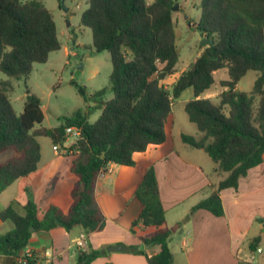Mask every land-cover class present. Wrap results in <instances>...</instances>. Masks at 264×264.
Masks as SVG:
<instances>
[{
    "label": "trees",
    "instance_id": "16d2710c",
    "mask_svg": "<svg viewBox=\"0 0 264 264\" xmlns=\"http://www.w3.org/2000/svg\"><path fill=\"white\" fill-rule=\"evenodd\" d=\"M57 1L61 4L67 0ZM87 1L80 23L91 30L95 50L108 51L112 63L113 97L103 103L94 123L78 110L60 127H42L41 99L27 91L18 115L8 97L9 84H0V154L15 152L0 163V194L37 171L42 157L39 137H47L56 145L65 142L67 127L75 125L81 130L73 146L78 159L71 166L75 182L69 207L62 210L51 206L41 211L33 200H16L0 211V220L13 224L10 232L0 234V256H13L16 264H44L36 254L23 253L36 233L55 227L68 232L82 227L88 237L104 229L105 217L95 198L100 171L110 164L133 166L135 153L164 143L174 102L187 89L193 90L194 99L186 103L185 111L201 138L182 135V140L203 149L218 172L226 174L192 212L205 210L223 216L221 192L236 189L240 179L263 162L264 0H200L196 29L213 45L202 46L200 55L172 88L162 82L177 72L180 58L172 11L178 0ZM61 47L54 17L46 7L37 2L0 0V73L14 79L28 76L35 63L47 62L50 53ZM223 69H227L228 79L220 81V86L226 90L216 100L204 98L215 84V73ZM249 72L257 73L252 90H237ZM79 93L86 96L82 87ZM104 94L101 90L91 98ZM135 197L142 211L132 223V232L139 225L155 228L138 238L144 246L160 247L157 255L147 256L148 264H173L169 245L172 230L166 226L154 168L145 174ZM19 205L23 214L17 209ZM260 242L259 237L250 241L251 253L259 249ZM128 250L144 255L133 246ZM103 254L90 247L80 250L77 264H91ZM237 264L253 263L238 260Z\"/></svg>",
    "mask_w": 264,
    "mask_h": 264
},
{
    "label": "crops",
    "instance_id": "0c3cea01",
    "mask_svg": "<svg viewBox=\"0 0 264 264\" xmlns=\"http://www.w3.org/2000/svg\"><path fill=\"white\" fill-rule=\"evenodd\" d=\"M221 71L224 74L219 78L218 91H208L204 98L216 100L226 90L220 86V81L228 79L227 69L215 73V83L216 76ZM239 84L237 90H252V87L250 90H243ZM179 99L174 102L168 118L164 143L150 145L144 152L135 153L133 166L110 164V170L98 176L95 198L105 217L102 231L87 237L82 227L69 232L62 227H55L34 234L24 252L36 254L44 264H77L78 252L90 247L104 251L91 264H148L147 256L157 255L160 247L144 246L138 237L153 232L155 228L143 229L139 225L135 227L134 233L132 223L142 211V204L135 197V191L147 171L154 168L166 212V226L172 230L169 245L174 254L173 264H237L238 260L254 264L255 256L250 252L249 243L253 238L259 237V248L262 250L264 240V223L260 222L264 221V157L262 164L252 168L240 179L236 189L221 192L223 216L216 217L205 210L192 212V208L205 199L226 174L218 172L216 164L203 149L193 148L183 142L182 135L200 139L201 134L185 111L186 103L194 99V95L183 103L181 109L176 110L174 107ZM63 163L60 158H47L45 162L41 158L36 172L26 179L17 180L0 196L21 181H27L28 184L18 185V195L9 205L16 200L21 203L33 200L41 211L51 206L66 210L71 203L70 190L75 178L71 173L72 165H68V178L59 186L65 180V174L58 171ZM44 167L47 168L46 180L40 185H29V181ZM3 209L0 208V211ZM17 209L23 214L22 205L17 206ZM12 229L11 222L0 220V234H6ZM80 241L84 243L82 247L79 246ZM116 245H121L126 250L108 251L109 247ZM131 246L143 251L144 255L129 251L128 247ZM252 255L254 259H251ZM0 264H16V259L1 255ZM258 264H264V256H261Z\"/></svg>",
    "mask_w": 264,
    "mask_h": 264
},
{
    "label": "rangeland",
    "instance_id": "374dc122",
    "mask_svg": "<svg viewBox=\"0 0 264 264\" xmlns=\"http://www.w3.org/2000/svg\"><path fill=\"white\" fill-rule=\"evenodd\" d=\"M19 1L22 3L37 2L52 13L62 47L60 50L50 53L47 62L35 63L28 76L14 79L0 73V84H9L8 97L15 112L18 115L22 113L27 91H29L41 99L44 113L42 127H60L64 124L65 118L71 117L78 110L87 113L88 121L94 123L101 114L100 107L113 97L110 85L112 63L108 51L97 52L95 50L91 30L80 23L81 14L88 8V1L67 0L63 5L59 4L57 0ZM177 6L178 10L173 11V19L180 58L176 66L177 72L163 83L167 88H172L177 77L190 67L202 51L201 34L196 29L201 15L200 0H178ZM223 74L224 71H221L216 76V83L209 91H218V81ZM256 75V72H249L242 78L239 84L241 89L250 90ZM80 87L85 89L86 96L79 93ZM101 90H105L102 97L91 98ZM192 97V90L187 89L174 108L181 109L183 103ZM38 140L41 145V158L44 162L47 158H60L64 161L58 168V171L65 174V180L59 183L61 186L68 178V174H66L68 165H72V162L78 159L77 156H74L76 152L55 155L51 139L39 137ZM70 143L68 142V144ZM14 155L13 151L1 153L0 163ZM46 173V167L40 169L37 175L29 181V185L42 184L46 180ZM26 182L21 181L18 185L28 184ZM18 185L0 196L1 209L7 207L10 201L18 195ZM261 247L264 252V240ZM252 254L255 256L254 264H258L261 256H264V253L260 254L257 251Z\"/></svg>",
    "mask_w": 264,
    "mask_h": 264
},
{
    "label": "built area",
    "instance_id": "2783aa9c",
    "mask_svg": "<svg viewBox=\"0 0 264 264\" xmlns=\"http://www.w3.org/2000/svg\"><path fill=\"white\" fill-rule=\"evenodd\" d=\"M81 136V130L78 126H69L66 128L65 130V142L63 144H56V145H53L52 149L55 153V155H58V154H68V153H72L74 151L73 149V146L74 144L76 143V141L80 138ZM68 142H71L70 144H68ZM110 170L109 166L105 167L104 169H102L99 173V176H102L104 175L106 172H108ZM83 242L80 241L79 242V246L82 247L83 246ZM262 250L259 248L257 250V252H261ZM24 254L30 256L32 254V252L30 251H25ZM40 262H43L42 261V258H40ZM251 259H254V256L252 255L251 256Z\"/></svg>",
    "mask_w": 264,
    "mask_h": 264
},
{
    "label": "water",
    "instance_id": "95a60500",
    "mask_svg": "<svg viewBox=\"0 0 264 264\" xmlns=\"http://www.w3.org/2000/svg\"><path fill=\"white\" fill-rule=\"evenodd\" d=\"M64 2H61V4L63 5ZM178 10V6L177 4L172 8V11H176ZM201 36V41H200V46H205V45H208V46H211L213 45V41L210 40V39H207L203 36V34L200 35ZM31 231H33V229H31ZM126 248L121 246V245H116V246H111L108 248V251L109 252H112V251H125Z\"/></svg>",
    "mask_w": 264,
    "mask_h": 264
}]
</instances>
